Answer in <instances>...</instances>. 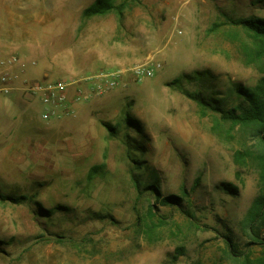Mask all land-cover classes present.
<instances>
[{"label": "rangeland", "instance_id": "rangeland-1", "mask_svg": "<svg viewBox=\"0 0 264 264\" xmlns=\"http://www.w3.org/2000/svg\"><path fill=\"white\" fill-rule=\"evenodd\" d=\"M94 2L0 0V61L25 63L11 67L15 89L0 92V104L17 89L26 97L27 81L62 79L75 110L45 120L39 97H22L26 108L0 113V191L30 197L0 198V264H235L230 230L260 255L241 230L259 168L234 161L236 149L257 146L213 107L243 102L236 86L263 75L230 18L264 17V0H135L122 15L86 17ZM105 71H120L119 81L97 93ZM153 183L162 195H189L181 206L158 203L152 220L156 193L144 187Z\"/></svg>", "mask_w": 264, "mask_h": 264}, {"label": "trees", "instance_id": "trees-1", "mask_svg": "<svg viewBox=\"0 0 264 264\" xmlns=\"http://www.w3.org/2000/svg\"><path fill=\"white\" fill-rule=\"evenodd\" d=\"M135 0H95L93 4L87 7L84 11L86 17H91L98 14H106L115 11L117 14L122 15L130 3ZM230 23L234 26L240 27L248 35V41L242 43V53L246 62L259 69L263 75L261 76L258 84L254 87L238 84L236 92L239 97L243 98V102L224 109L222 107L214 106L220 112V118L223 121L229 122L232 128L240 127L246 134L251 135L254 139L255 147L257 146V153L255 154L249 148L243 147L236 149L234 152V161L238 166H246L248 160H255L260 173V192L254 199L246 216L241 221V230L244 235L249 239L248 246L257 244L261 246L262 252L258 256H252L250 251L243 250L240 245L235 241L231 230L224 235L226 243V251L232 258L235 264H264V17L250 16L230 18ZM202 104L211 105V101H205L196 97ZM198 96V95H197ZM126 119L129 122H134L135 119L127 115ZM110 133H116V127L110 123H105ZM100 166L92 167L89 177H93L98 172ZM237 177L241 179V171H237ZM196 181L195 185H198ZM223 188L229 192L237 193L239 186L232 182H223ZM139 187V184L137 183ZM144 190H150L156 193V202L149 204V215L151 219L157 217L155 209L158 208V203L162 205H178L181 206L182 202L188 197L189 192L183 189L182 194L170 193L162 195L157 185L149 184L144 187ZM1 200H10L14 203H21L28 200V195H9L0 191ZM189 216H192L188 211ZM193 218V217H192ZM163 223V221L160 220ZM178 254L184 252L183 248L178 249Z\"/></svg>", "mask_w": 264, "mask_h": 264}, {"label": "built area", "instance_id": "built-area-1", "mask_svg": "<svg viewBox=\"0 0 264 264\" xmlns=\"http://www.w3.org/2000/svg\"><path fill=\"white\" fill-rule=\"evenodd\" d=\"M14 64L25 65L21 62L17 55H11L7 59L0 61V92L10 94L14 89L15 76L12 73L11 67ZM143 69L138 68L137 73H141ZM152 73L151 69H146L144 72ZM120 71H105L97 75L98 82L95 92L104 93L113 88L119 81ZM72 82L57 79V80H36L27 81L24 86V91L34 98L39 97L42 105V117L45 120L59 118L63 114L74 113L75 110L69 102V88ZM81 93L77 94L76 100L81 98Z\"/></svg>", "mask_w": 264, "mask_h": 264}, {"label": "crops", "instance_id": "crops-1", "mask_svg": "<svg viewBox=\"0 0 264 264\" xmlns=\"http://www.w3.org/2000/svg\"><path fill=\"white\" fill-rule=\"evenodd\" d=\"M24 98L27 102L32 103L34 101V97L29 96L28 94L26 95V97L23 96V92L21 90H16L13 92V94L11 95V101L12 102H6L4 104H0V113H3L4 111H11V109H18L19 107H24L26 108V104L27 103H21L20 101H18L20 98ZM74 89L71 87L69 88V102L70 104H74ZM43 111V110H42Z\"/></svg>", "mask_w": 264, "mask_h": 264}]
</instances>
